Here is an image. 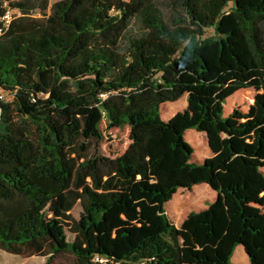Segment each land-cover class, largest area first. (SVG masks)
I'll return each instance as SVG.
<instances>
[{
    "label": "trees",
    "instance_id": "obj_1",
    "mask_svg": "<svg viewBox=\"0 0 264 264\" xmlns=\"http://www.w3.org/2000/svg\"><path fill=\"white\" fill-rule=\"evenodd\" d=\"M5 3L22 16L0 39V94L11 99L0 246L45 264H235L242 246L264 264V214L247 209L264 193V0H0V14ZM251 89L248 110L224 117ZM184 97L182 120H164L165 104ZM126 128L124 152L106 156L107 132ZM188 130L211 157L196 160ZM199 184L215 199L177 227L165 205ZM128 193L156 201L121 254L114 234L130 239L139 220L133 209L121 219Z\"/></svg>",
    "mask_w": 264,
    "mask_h": 264
},
{
    "label": "rangeland",
    "instance_id": "obj_2",
    "mask_svg": "<svg viewBox=\"0 0 264 264\" xmlns=\"http://www.w3.org/2000/svg\"><path fill=\"white\" fill-rule=\"evenodd\" d=\"M46 1H47V4H49L50 6L52 0H46ZM211 34H212V31H209L208 35H211ZM255 95H256V91L253 89L242 90V91L237 92L233 97L229 98L226 101L224 105L225 110H224L223 116L224 117L228 116L232 112L233 109L238 108V107L241 108L243 111H247L249 106L253 103ZM186 108H187L186 99H181L176 104L166 103L161 111L162 118L164 120L180 119L179 117L185 114ZM178 122H182V121H178ZM195 133H196L195 130L187 132L185 135V140L193 147L195 157L200 159L205 153H208V146L206 142H204L202 139H199ZM106 135L107 136H106V139L103 145L104 154L111 158H115L116 156L122 154L124 150L126 149L128 141H129L128 140L129 130L127 128L124 130L113 129L111 131H108ZM167 141H168V138H163V140L152 142L150 146V155L148 156V159L152 160L154 157L161 154L166 149ZM260 162L262 163V169L264 171V156ZM203 193L204 192L200 188L196 190L197 197L198 195L202 196ZM209 193H211V190H209ZM205 197L210 198L208 197L207 193L205 194ZM250 197H251V200L249 199V197H248V200L244 199V201L247 200V202L250 203V205L248 206L249 208L247 209L250 211H258L264 214V208H262V204H261V202H264V193L259 194L258 197L253 196V195ZM154 201L150 199L148 196L141 195V196L136 197L129 193L126 194L124 207L122 208L121 219L122 221H125V222L128 221L129 216H130V209H133L135 211V214L138 216L139 220L137 221L135 225V229H136L135 234L130 239L122 240V239H119L116 236V234H114L115 240H117L115 250L118 253L122 254L134 242H136L139 239L140 235L142 234V226L145 223L147 213L152 207L155 206ZM168 209L169 208L166 207V210ZM78 210L79 209L76 208L73 212L76 218H77ZM173 220L176 224H178L179 221L176 217H174ZM236 258L238 261H240L241 264H243V262L241 261L244 258V256L237 254ZM247 259H248L247 264H251L249 261V258ZM45 263H46V258L26 257L25 255H21V256L14 255L8 252L7 250H5L3 246H0V264H45ZM53 264H72V259L68 255L57 257L53 261ZM235 264H238V263H235Z\"/></svg>",
    "mask_w": 264,
    "mask_h": 264
},
{
    "label": "crops",
    "instance_id": "obj_3",
    "mask_svg": "<svg viewBox=\"0 0 264 264\" xmlns=\"http://www.w3.org/2000/svg\"><path fill=\"white\" fill-rule=\"evenodd\" d=\"M183 99L187 100V97H184ZM176 103H172V104H176ZM189 131H193V130H188L187 132H189ZM195 134L198 136L199 139H202L204 142H206V144L208 146L207 138L204 135H201L198 132H196ZM211 156H212V152H211V150H210V148L208 146V153H205L200 159L196 158V157L195 158L198 161H203L206 158H209ZM198 188L202 189V191L204 193H203L202 196L198 195V197H197L196 196V190H198ZM209 190H211V193H209ZM187 193H189V194H187ZM206 193H207L208 197H210V198H206L205 197ZM215 197H216V192L213 191L211 188H209L206 184L196 185V186L193 187V189L191 191L181 188L173 196L172 200H170L165 205V211H166L167 215L171 218V220L173 222H174V220H173L174 217H176L178 219V221H179L178 224H176L175 222H174V224L177 227H179L183 223V221L185 220V218L188 216V214L190 212H193V211L194 212H200V211L205 210L208 207V204L210 202H212L215 199ZM166 207H168L169 209L166 210ZM237 254L244 256V258L242 259L241 262H243V264H247L248 256L245 253V250H244V248L242 246H238L236 248V250H235V252L233 254V257H232V262L233 263L235 262V263L239 264L240 261H238L237 258H236Z\"/></svg>",
    "mask_w": 264,
    "mask_h": 264
},
{
    "label": "built area",
    "instance_id": "obj_4",
    "mask_svg": "<svg viewBox=\"0 0 264 264\" xmlns=\"http://www.w3.org/2000/svg\"><path fill=\"white\" fill-rule=\"evenodd\" d=\"M5 11L0 14V39L6 34L7 30L9 29L12 22L22 16V12L19 9L9 8L7 3L4 4ZM9 97H5L4 95L0 94V126L2 122V109L1 104L3 102L10 101Z\"/></svg>",
    "mask_w": 264,
    "mask_h": 264
}]
</instances>
